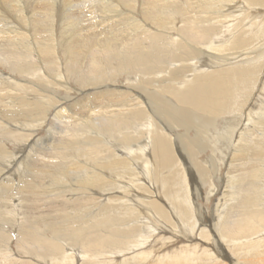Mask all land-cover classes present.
Returning a JSON list of instances; mask_svg holds the SVG:
<instances>
[{
	"label": "rangeland",
	"instance_id": "rangeland-1",
	"mask_svg": "<svg viewBox=\"0 0 264 264\" xmlns=\"http://www.w3.org/2000/svg\"><path fill=\"white\" fill-rule=\"evenodd\" d=\"M6 1L9 3H6ZM11 1L5 0L4 2V0H0V48L2 49H0V117L4 121L10 122L12 124L16 123L17 126L23 125L24 129H30L32 128L30 126H33L35 132L30 141H24L23 139L19 140L14 138V136H5L4 134H0V140L3 144L1 145L2 149L0 151V264H62L59 259L61 256L66 255H68V259L66 260V262L64 260V263L72 264L71 256L69 255L70 253L73 254L72 252H78L79 255V260L77 261L75 259V264H87L86 261H88V258L86 257V260V258H83L82 256L84 254H95V251L99 248L106 251L104 259L108 258V261L112 264H143V262L145 263L146 261L147 262L145 264H155L156 262V264H233L231 260H235V253L238 251H242L243 256L240 255L236 259L240 260L243 263L260 264L258 260L264 261V256L260 254L264 253V248H256L254 244L252 245V243H248L250 240H254L255 237H258L257 239L255 238V240H261V237L264 238V177H262L264 176V147L262 148V145L260 147V143L264 145V47L262 48V52H260L259 54V59L255 60L252 63L259 66V75L258 77H256V81L250 87L245 86L242 83L236 86V91L233 92L235 101L232 104V108H228L227 113H224L218 118L219 120H217L215 127L209 129V133L207 135L208 138H206L208 140L207 148L205 150H201V154L196 159L198 164H201L206 172L207 177H205V179H202L198 175L196 165L194 164V161L191 162L190 158L188 159V155L183 156L181 159L180 157H178L179 159L177 158V161L181 162L179 163V174L173 175L172 181L170 178L171 184H174L173 186L171 185L170 188L167 183L170 181L166 179H160L161 181H158L159 179H157L155 174L153 175V178L144 177L140 172L141 167L142 170H147V164L152 163V161L150 159H146L144 163L143 159L141 160V158L139 159L136 156L129 157L127 151L119 146L122 144L114 138L111 139L110 134L107 133L104 136L107 137L106 141L112 146H117L112 147L107 143L103 145H105L106 148L111 149L113 154L119 153L118 160H133L127 166L122 165V167L121 165H118V170L120 168L122 169L116 171V169H110V167L108 168L109 162V164L115 162L112 156H110V153L106 151L105 156L102 157L103 162L105 161L104 163H106V167L105 169H99L101 171H98L97 173H101L102 178L105 179L103 180L104 184L106 183L107 186L113 185L114 187H119L120 189H114V187H112L114 189L113 190L110 189L111 187L109 188V186L105 189H99V187L97 186L98 184L96 185V183H93L91 180L88 187L92 188V192H88V190H86L83 193H76V191L80 190V187L82 186L81 184H79L80 180L83 179L81 177L85 176L84 172H81L83 171V168L79 167L80 169H77L75 168V166H73L77 154L79 153H77L75 150L76 145L72 148L53 150L52 144L50 145V142H46L47 137H49L50 134L52 135V133L54 132L53 140H57L55 142L56 144H60L59 140L63 138L65 140H74L76 139V137L77 139H79L81 138V133L78 128H80V125L82 123L81 119H89L88 121L92 120V118H94V114L96 113H93L95 110L103 112L107 108V110L109 111H118L120 108L123 109L124 106L122 105H124L126 102L123 100H126L127 97H121V93L129 92V89L126 87L132 84L134 85L136 80L138 82L140 74L137 75L135 71H127L129 69L123 70L121 68L123 66H121L120 58L133 56V50H136V47H144L141 44L140 46L137 45L139 41H141L142 44L147 43V47L150 46V37H148L150 35H145L143 31L145 27L143 25L147 27L149 25L151 26V23L149 18L148 20L146 19L147 17L144 14V9L153 6L159 7L162 4H166V2L165 0H132V3L131 0L130 2L127 0H85V2L84 0H17L18 2L16 0ZM24 1H26V3ZM38 1L40 3H38ZM148 1H151L152 4ZM193 1L194 0H192V2ZM198 1L199 0H196L195 4H197ZM158 3H160L161 5H159ZM3 4L4 6H2ZM30 4H32V8ZM156 4H158L159 6ZM133 7L135 8L133 9ZM13 8L16 9L14 10ZM12 9L13 11H11ZM194 10L195 8L193 7L191 11ZM175 12H177V10H175ZM16 13H18V15ZM179 13L180 12H178V14ZM242 13L243 10H240L235 14L239 15ZM178 14L176 15L179 20H177V22L175 21L176 26L174 25V27L179 29L182 23L180 22L179 24L180 16ZM133 23H141L143 25L136 26V24L134 25ZM206 23L208 22L206 21ZM206 23L200 22V27H204L203 25H205ZM155 29L156 27L153 26L152 31H155ZM177 33L178 32L175 31V35H177ZM6 34H8L9 36ZM156 34H158V32ZM204 35L206 34L204 33ZM259 35L258 40H261L262 44L264 43V33L260 36ZM145 52L147 51H140L141 54ZM121 53L122 56L120 55ZM91 55L95 60L91 59ZM27 57H29V59H27ZM206 59V57L201 58V63H207ZM15 64H18L19 66H14ZM76 64L78 65L75 66ZM205 67L206 65H201V68H198L196 72H205ZM16 69H18V71ZM168 69L169 68L167 67V69H164V72L160 73V76H162L165 81L168 80V76L166 77V74L169 72ZM61 76H63L64 82L68 84L63 88H57L55 86L56 79ZM54 77L56 79H54ZM154 79H157V77H154ZM28 82L38 84L41 88H45V85H50V87L52 86L51 88L56 89L55 94L60 99H62L59 101L60 104H50V98H46L45 100H42V102L37 101L38 98L45 95L47 96V94L39 91L37 87H33ZM97 82H100L99 84H101L102 87L99 90L94 89V83ZM21 85H24L25 90L27 89L26 91L29 92L28 96H31L30 98L26 96L27 99L23 98L24 101L31 102V100L35 98L36 101L34 100L33 102H36L38 105L41 104L39 105V110L36 111L32 107L27 108L22 104L21 106L13 104L11 106V104L7 103V98L9 96L12 97V99H15L19 93V97L23 96L24 91H19V89L23 90ZM241 88L244 89L241 90ZM250 88H253L254 90H251ZM245 89L247 91H245ZM100 90L104 92V95L96 97V100L87 98L88 96L97 94ZM9 93H12V95ZM36 93L38 94V96H36ZM132 93H134L135 95V91L129 94ZM39 94L42 95L39 96ZM246 94L247 96L249 95V97H246ZM5 95L7 96L6 99L3 98L5 97ZM25 95L23 97H25ZM255 96H257L259 100H257V97ZM250 97H255V99ZM119 98L120 100L122 98V100L118 102ZM260 98L263 100L260 101ZM4 99L6 100V103ZM42 99H44V97ZM103 100H105L106 103L113 102L110 104L115 105L110 108L106 107L101 109H93V105L95 103L97 105ZM45 101L46 103H48L47 105H45ZM76 103L77 105L74 106ZM43 106L46 113H41L44 109ZM126 107L128 109L130 106L127 105L124 108ZM251 107H255L257 111L251 112ZM67 108H70L71 110H73V112L70 114H68V112L63 113L64 109ZM1 109H3L4 111H2ZM26 109L34 110V113L30 112L24 114V111H26ZM19 111H21V113ZM246 111H248L249 113H246ZM5 112H7V114H5ZM2 113H4L5 115L3 116ZM60 114L68 116L65 119L61 120L62 124L59 129L63 130V133L57 134V132L55 133V128L54 130L52 128L55 127V125L56 127L57 125H59V122H57L55 116H59ZM243 114H246L248 118ZM260 114L261 116H259ZM69 116H73L75 122H77H73V126V123L71 124L67 122V118ZM242 116H244V118H246L247 120L243 119ZM5 117L8 119H6ZM261 117L263 118L262 124H260ZM11 119L14 122H11ZM221 119H223V121H221ZM62 121H65L66 123ZM253 121L257 124L253 126V129L250 128L248 132L247 126H251V123ZM225 122H228L226 123V128L228 129H225ZM229 123H231L232 126L233 123H236L237 125L231 128V125ZM2 125L3 123H1L0 121V127H2ZM219 125L222 126L219 127ZM26 126L28 127L26 128ZM68 129L72 131H68L67 134V132H64V130ZM177 131L181 132V129ZM242 132H244V134L250 133L249 135L252 136V141L243 142L245 146L243 143V145L240 144L241 141H238L240 140V138H242ZM77 133L79 136H77ZM54 134H56L57 137ZM230 134L233 135L230 140H227ZM191 136L194 137V134L192 132ZM17 140L20 142H18ZM232 140H234V142ZM21 142H24L25 144H21ZM26 144L27 146H25ZM240 145L243 148V152L242 150H240L241 148H239L240 152L235 155V149ZM118 146L120 147V149ZM37 147L39 149H45L43 151H40ZM47 147L49 149H47ZM39 151L42 153H39ZM51 154L56 157L52 156ZM41 155L44 157H42ZM73 158L75 159L74 162ZM105 159H107L108 161H106ZM90 160V158L88 159L84 156L79 158L80 165L83 162H87V165L90 166L87 169L89 171H93L94 168L91 167H95L93 166V164H96L92 162L93 160ZM48 162H53V164H49ZM71 162H73V165H71ZM111 166H113V164ZM151 166L148 167L150 171ZM69 167H74L76 172L74 170H69ZM84 167L86 168L88 166L85 165ZM124 170L125 172H123ZM120 173L121 176L116 177L117 175H120ZM167 174L168 172L165 173L164 171L163 175L160 177L163 178ZM139 175L140 177H142L140 178ZM180 175H182V177H180ZM230 176L236 177L237 181H231ZM150 182L151 184H153L151 185ZM156 182L158 183L156 184ZM125 187L127 189L129 187V189L133 187L132 189L135 188L134 191L139 190V192L141 190V194L147 197L145 201H150L153 198V200L155 199L156 203H160L159 206L167 214L171 224H173V226L170 227H175V230L178 231L182 227H186L188 230L185 231V229L183 228V232L186 235L192 236V238H194V236H198V232L196 231L197 227H205L204 230L208 231L207 233H209V236L211 233L212 236H210V238L214 239L213 243V239L211 240L212 246L209 245L208 249L211 248L209 249V251L212 254L211 256L216 258H214L215 261L208 260L210 258V255H206V258H204V256L202 257V252L199 251L201 254L194 253V256L186 258L185 260L180 259V261L172 263L169 262L170 259H168V257H165V255L172 254L171 257H173L172 252L173 250H175V245H165L159 243L158 240L160 239L156 240L155 236L160 235L163 237L162 242L167 241V237H169V233L167 232L169 231V229L166 230L167 232L162 230L163 228H159V230H157L158 232L155 231L152 225L156 222L154 220L152 221L153 217L151 216V213L148 214L147 211L143 209V207L145 206L137 208V210H139V213H137V211L135 212L134 208H136L137 206L133 204L134 201L132 199L135 196L134 191L132 192L129 189L127 190ZM171 189L172 191L170 193ZM166 194L168 198H170V200L167 198ZM87 196H89V198ZM115 198H118V212L120 214H122L121 212H123L122 215L128 216L135 212L134 214L136 216L130 217L131 219L129 218V221H126L124 225L121 224L122 226L119 227L120 229H123V231H125L126 229H130V231L132 232L130 237L126 239H119V243L116 242L118 241V236L116 237V234H118V216L116 215L118 214L116 210L110 209L111 207H108V203L110 202V200L112 201V199ZM120 198H123V200H127L126 198H129V202L131 204L129 202L126 203L129 204L127 208L132 209V213L129 212L126 208V203L121 204ZM179 201L182 202L183 205L185 204V206H187L185 212L186 215L189 216L191 214L193 216L192 221L187 220L189 217L185 218V213L182 214L181 211L177 208V202ZM219 204L221 206V209L220 213H217L216 207H218ZM189 206L190 209L188 208ZM101 210L103 211V213L99 214ZM140 211L144 213L145 217H142L143 213H141ZM171 211L174 214H172ZM153 212L155 213V211ZM155 214L154 216L158 217L157 214ZM218 216L220 217V222L218 220ZM177 217L178 219H176ZM200 218H203L204 223L200 222ZM213 218L214 220H212ZM215 218L217 219V221ZM157 219L158 221H162L161 223L164 222L162 218ZM97 221L100 223H98ZM103 221L104 223L102 224ZM140 222H142L143 225ZM177 222L181 224L180 227ZM217 222H219L218 226ZM144 224L146 225L144 226ZM150 231L152 233H150ZM257 234L259 236H257ZM225 235L226 238H224ZM227 235L229 236L228 238ZM104 242H106V244H104ZM127 242L130 243L128 244ZM145 242H147L148 244L155 243L154 247H149L148 245L149 248L147 247L146 251H153L154 260L160 255V258H158L157 260L161 259L163 263H161L160 260L159 262L154 260L151 262L150 259H153V257L151 256V258L148 259L151 253L149 254L147 252L146 253L148 255H145L147 257L146 260L143 261V259L141 258L137 260L135 258L136 261L131 260L130 256H132L133 253L135 254L136 251H138V253L141 252V247L145 245ZM157 242L159 243L158 245H156ZM223 242H226L225 244H232L231 246L233 250L229 251V248H227V246ZM140 243L142 244V246ZM53 244H55L56 246H59L60 244L64 246V250H62L61 248L58 249L59 252L60 250H62L60 252L62 255L59 256V254L55 253L57 255L52 256L54 255L51 254L53 252H49L51 254L50 256L48 254H45L46 252L48 253V251L52 250L51 246L54 248ZM189 244L190 243L186 242L187 246ZM99 245L102 246L99 247ZM109 245L112 246L109 247ZM186 245L185 243L179 244V246ZM251 245L252 247L255 246L254 249H256L257 252H252ZM41 246L46 247L43 248ZM222 248H225L226 252H230V256L228 257L231 259L223 257L225 252H222ZM41 250L42 252L44 250L45 253H43V255H45L43 256L39 253L41 256L37 258L36 254ZM116 250H118L119 252ZM246 251L247 253H245ZM250 251L251 253H249ZM63 252L65 253V255ZM258 254H260V256H257ZM196 256H198V259L196 258ZM41 257H43V259H41ZM50 257L55 260H51ZM80 258H82V260H80ZM199 258L203 259L201 260ZM102 263L103 262H96L95 264Z\"/></svg>",
	"mask_w": 264,
	"mask_h": 264
},
{
	"label": "bare ground",
	"instance_id": "bare-ground-1",
	"mask_svg": "<svg viewBox=\"0 0 264 264\" xmlns=\"http://www.w3.org/2000/svg\"><path fill=\"white\" fill-rule=\"evenodd\" d=\"M127 1L130 2V0H127ZM4 2H5V0H4ZM24 2L26 3V1H24ZM84 2H85V0H84ZM132 2L133 1L131 0V3ZM165 2H166V4H164V5L163 4L161 5L160 3H158L161 6L156 4L159 7H156V6L149 7V8H145L144 7L145 8L144 9V14L147 17L146 18L147 20L149 18L151 26L149 25V26L146 27L145 25H143L141 23H137V24L135 23L136 26L143 25L145 27V29L143 31H144L145 35L146 34L150 35V36H148V37H150V42H151L150 46L147 47V43L144 42L145 44H142V42L139 41L137 45L140 46V44H141L144 47L141 46L140 47L141 49L136 47V50H133L134 51V54H132L133 56L120 58L121 59V61H120L121 62V66H123L121 68L123 70L129 69L127 71H132V72L135 71V73L137 75L140 74V78L138 79V82L136 80L134 85L132 84V85H129L128 87H126V88L129 89L128 90L129 92L121 93V97H125V98L127 97L126 100H123V101H126V102H125V104L123 103L124 105H122V106L125 107V106L128 105L130 107L128 109H127V107L126 108L123 107V109H121L119 107L120 109L118 108L119 109L118 111H116L114 109H113L114 111H109V110H107L108 108L106 110H104L103 112H99L98 110H95L93 113L96 112L95 114H97V115L94 114V118H92V120L88 121L89 119L88 120L87 119L86 120H82L81 119L82 123L80 125V128H78V130L81 133V138H79V139H77V137H76V139H74V140H69L68 139L69 140L68 141V140H65L63 138V139L59 140L60 144H56L55 142L57 140H53V133L54 132L52 133V135L50 134V136L47 137L46 142H50V145L52 144V149L53 150L72 148L73 146L76 145L75 146V150H76L77 153L79 152L77 154V157H76V160H78V161H76L73 158V162H74V160H75V162H74V165H73V162H71L72 163L71 165L75 166V168H77V169L79 167L83 168V171H81V172H84V174H85V176L81 177L83 179L80 180V182H79V184H81L82 186L80 187V190L76 191V193H83L86 190H88V192H90L92 190V188L88 187V185L90 184L89 182H91V180H92L93 183H96V185L98 184L97 186L99 187V189H105V188H108V186H109V188L111 187L110 189H113L112 187H114V186L113 185H108L107 186L106 183L104 184L103 180H105V179L102 178L101 173L100 174L97 173L98 171H101L99 169H105V167H106L105 166L106 163H104L105 161L103 162V160H102V157L105 156V152L106 151H108L110 153V156H112V158L115 160V162L111 163V164H109L110 162L109 163L107 162L108 163V168L110 167V169L113 168V169H116V171H117L118 170V165L127 166L129 163H131V161H133V160L127 161L125 159H124L125 161L121 160V159L118 160V154L119 153L118 154H113L111 149L106 148V146L103 145L105 143H107L108 145L110 144V143H108L106 141L107 137H104L107 133L110 134L111 139L114 138L115 140H117L119 143L122 144V145H119V146L127 151V154H128L129 157L136 156L139 159L141 158V160L143 159L144 163H145L146 159H150L152 161V163L147 164V170L144 168L146 171L142 170V167H141L140 172L143 174L144 177L153 178L154 177L153 175L155 174L157 179H159L158 181H161V180H164V179L170 181V178H171V181H172L173 175L179 174V165H180L179 163H181V162H178L177 158L180 157V159H181L183 156L188 155L189 156L188 159L190 158L191 162L194 161V164L196 165V168L198 170V175L202 179H205V177H207L206 172H205L203 166L201 164H198L196 159L201 154V152H202L201 150H205L207 148V143H208L207 141L208 140L206 138H208L207 135L209 133V129L215 127V125L217 123V120H219L218 118L220 116H222L224 113H227L228 108L229 109L232 108V104L235 101V96H234L233 92L236 91V88H237L236 86L242 83L245 86H249L250 87L256 81V77H258V75H259V66L258 65H254L252 63L255 60L259 59V57H260L259 54H260V52H262V48L264 47L263 46L264 43L261 44V40L260 41L258 40V38H259L258 35L259 34L261 35V34L264 33V0H199L197 4H195L196 0H194L193 2H192V0L191 1L190 0H165ZM165 2H163V3H165ZM6 3H9V2L6 1ZM6 3H5V5H6ZM33 3H35V2H33ZM38 3H40V2L38 1ZM149 3H151V1ZM32 4H30L31 8H32ZM109 5H110V3H109ZM2 6H4V4ZM193 7L195 8V10L191 11ZM38 8H40V7H38ZM134 8L135 7H133V9ZM13 9L11 11H13ZM23 9H24V5H23ZM42 10H43V8H42ZM75 10H74V12H75ZM175 10H177V12H175ZM240 10H243V13L239 14V15H236L235 13L240 11ZM178 12H180V13L178 14ZM16 14L18 15V13H16ZM176 14H178L180 16L179 24H180V22L182 23L181 27L179 26L180 27L179 29L174 27L175 21L177 22V20H179ZM74 15H75V13H74ZM2 19H4V18H2ZM113 19H115V18H113ZM206 21L208 23H206ZM200 22H205L206 23L205 25H203L204 27H200V24H199ZM153 26L156 27L155 31H152V27ZM175 31L178 32L177 35H175ZM157 32H158V34H156ZM14 33H15V31H14ZM204 33L206 35H204ZM210 33H212V34H210ZM256 34H258V35H256ZM6 35H8V34H6ZM145 37H147V36H145ZM141 50L142 51L146 50L147 52L141 54L140 53ZM9 53H11V52H9ZM118 54H119V52H118ZM120 55L122 56V53ZM92 57L93 56L91 55V59L95 60ZM203 57L207 58L206 59L207 63H205V64L201 63V61H200L201 58H203ZM27 59H29V57H27ZM54 63H55V61H54ZM54 63H52V64H54ZM77 65L78 64H76L75 66H77ZM201 65H206L205 72L204 71H203V73L202 72H196L198 70V68H201ZM14 66L18 67L19 65L15 64ZM42 67H43V65H42ZM167 67L169 68L168 69L169 72L166 74V77L168 76L167 77L168 80L165 81L162 78V76H160L161 75L160 73L164 72L165 71L164 69H167ZM20 68H23V67H20ZM16 70L18 71V69H16ZM24 71H26V70H24ZM46 73H47V71H46ZM188 75H192V76H188ZM61 77H59L57 79L54 77V79H56L55 86L57 88H61V87L63 88L64 86H66L68 84V83L64 82L63 76H61ZM154 77H157V79H154ZM60 79H62V80H60ZM21 82H23V81H21ZM26 82H27V80H26ZM28 83H30L33 87H37V89L39 91H42L44 94L45 93L47 94V96L46 95L45 96H41L40 98L37 97L38 98L37 101H41L42 102V100H45L46 98L47 99L50 98L51 99L50 100V102H51L50 104H52V105L60 104L59 101L62 100V99H60L55 94V92H56L55 90L56 89L51 88L52 86L50 87V85H45L46 86L45 88H41L38 84H35V83H32V82H28ZM99 83L100 82L94 83V87H95L94 89L99 90L100 88H102L101 84H99ZM263 85H264V82H263ZM14 87H16V86H14ZM22 88H23V90L19 89V91H24L23 96L27 92L25 97H23V96L19 97V94H20L19 93L18 96L15 99L14 98L12 99V97H10L8 94H7L9 96L8 98H7L6 95L3 98H5V99L7 98V103L11 104V106H12V104L13 105H17V106H19V105L21 106V104H22L23 106H25L27 108H31L32 107L36 111L39 110V105H41V104L38 105L36 102H33L35 100V98L33 100H31V102L24 101L23 98L27 99V97L30 98L31 96H28L29 92L26 91L27 89L25 90L24 85L22 86ZM26 88H28V87H26ZM243 89L241 88V90H243ZM119 90H120V88H119ZM134 91H135V95H134V93L129 94V93L134 92ZM245 91H247V90L245 89ZM42 92H40V93H42ZM30 93H31V91H30ZM9 94L12 95V93H9ZM247 94H246V97H249V95L247 96ZM260 94H261V92H260ZM40 95H42V94H39V96ZM102 95H104V92H102V90H100V91H98L97 94H95L93 96H88L87 98L96 100L97 99L96 97H100ZM36 96H38V94ZM34 97H35V94H34ZM43 97H44V99H42ZM255 97H257V96H255ZM255 97H250V98H254L255 99ZM121 100H122V98H121ZM121 100L119 98L118 102L121 101ZM242 100H244V99H242ZM257 100H259L258 97H257ZM262 100L263 99L260 98V101H262ZM104 101L105 100H103L101 103H99L97 105L95 103L93 105V107H94L93 109H101V108H106V107L110 108V107H113L115 105V104H110V103H113V102L109 101L110 103H106V101L105 102ZM5 103H6V100H5ZM45 103H46V101H45ZM47 104L48 103H46L45 105H47ZM85 104H86V102H85ZM76 105H77V103L74 106H76ZM43 108H44V106H43ZM1 110L4 111L3 109H1ZM34 110H32V109L27 110L26 109V111H24V114H27V113H30V112L34 113ZM81 110H82V108H81ZM250 111L251 112L252 111L256 112L257 110H256L255 107H251ZM19 112L21 113V111H19ZM43 112H45V108L42 110L41 113H43ZM64 112L65 113L68 112V114H70V113L73 112V110H71L70 108L69 109L67 108V109H64L63 113ZM247 112L248 111H246V113ZM241 113H243V112H241ZM5 114H7V112H5ZM5 114L2 113L3 116ZM74 115H76V114H74ZM243 115L246 116V114H243ZM67 116H64V115H61V114L59 116H55L57 122H59V125H57V127L55 125V127L52 128L53 130L55 128V133L56 132H57V134L63 133L62 132L63 130H61L59 128H60V126L62 124L61 120L65 119ZM259 116H261V114ZM242 117H243V119H246V118H244V116H242ZM246 117L248 118V116H246ZM239 118H240V116H239ZM6 119H8V118H6ZM67 119H68L67 120L68 123L72 124L73 122H75L73 116H71V117L69 116ZM229 120H231V119H229ZM262 120H263V118L261 117L260 118V121H261L260 124H262ZM0 121H1V123H3L2 127H0V134H4L5 136L9 135V136H14V138L19 139V140L23 139L24 141L25 140L26 141H30V139L33 137V134L35 132V129H33V126H30V127H32L30 129H24L23 125H21L22 127L20 125L17 126L16 123L12 124L10 122L4 121L3 119H1V117H0ZM221 121H223V119H221ZM11 122H14V121H12V119H11ZM26 122H28V121H26ZM62 122H65V121H62ZM75 123H77V122H75ZM226 123H228V122L224 123L225 129H228V128H226ZM236 123H238V122H236ZM236 123H233V126L231 125V123H229V124L231 125V128H232V127H235L237 125ZM252 123H253V125H252ZM252 123H251V126H247L246 125L248 132H249L250 128L253 129V126L257 124L254 121ZM242 124H244V123H242ZM73 125H74V123L72 124V126ZM83 125H85V126H83ZM222 125H223V123H222ZM221 126L219 125V127H221ZM27 127L28 126H26V128ZM179 129H181V132L177 131ZM76 130H77V128H76ZM68 131H72V130H70V129L64 130V132H67V134H68ZM212 131H213V129H212ZM226 131H224V132H226ZM191 132L194 134V137L191 136ZM69 133H72V132H69ZM242 133L243 134L240 133L242 135V138H240V140H238V141H241V143H240L241 145L244 144L243 142L252 141V136L249 135L250 133H248V134L247 133L244 134V132H242ZM54 135L56 136V134H54ZM232 135L230 134V136H228L227 140H230ZM77 136H79L78 133H77ZM253 137H255V136H253ZM261 138H262V136H261ZM235 140H237V139H235ZM232 141L234 142V140H232ZM18 142H20V141H18ZM226 142H225V144H226ZM22 143H24V142H21V144ZM1 145H3V144H2V141L0 140V151L2 149ZM241 145L238 146V147L235 146L236 147V149H235L236 154L234 153L235 155H237L238 152H240V150L243 149L241 147ZM254 145H256V144H254ZM261 145H262V148H263L264 145L260 143V147H261ZM19 146H23V145H19ZM25 146H27V144ZM110 146H112V145L110 144ZM113 146L116 147L117 145H113ZM223 146H225V145H223ZM244 146H245V144H244ZM102 147H104V148H102ZM120 147H119V149H120ZM258 147H259V145H258ZM239 148H241V149L239 150ZM251 148H253V147H251ZM44 149L40 148L39 150L43 151ZM47 149H49V148L47 147ZM221 149H223V148H221ZM40 151H39V153H42ZM119 151H124V150H119ZM229 151H231V150H229ZM242 152H243V150H242ZM260 152H262V151H260ZM43 155H45V154H43ZM52 156H54V155H52ZM82 156H84V157H86L88 159L90 158L91 160H93L92 162H94L96 164V165H94L92 163L93 166H95V167H91V168H94L93 171H89L87 169V168L90 167L89 165H87V162H85V163L83 162L80 165L79 158H81ZM42 157H44V156H42ZM54 157H56V156H54ZM51 158H53V157H51ZM129 159H131V158H129ZM105 160L108 161L107 159H105ZM64 162H66V161H64ZM48 163L49 164H53V162H48ZM82 164L83 165L85 164L88 167L85 168L84 167L85 165L83 166ZM112 164H113V166H111ZM149 166H151V171L148 169ZM258 166H260V165H258ZM130 167H131V165H130ZM260 167H262V166H260ZM75 168L74 167H71V168L69 167V170H71V171L74 170L75 171ZM96 169H97V171H96ZM120 169H122V168H120ZM124 169H126V168H124ZM183 169H185V168H183ZM164 171H165V173L168 172L169 175L167 174L165 177L162 178L160 176L163 175ZM169 171H171V172H169ZM123 172H125V170ZM140 172H139V174H140ZM110 173H112V172H110ZM123 175H125V174H123ZM182 175H180V177H182ZM118 176H121V173H120V175H117L116 177H118ZM110 177H107V178H110ZM139 177H140V175H139ZM262 177H264V176H262ZM230 179H231V181L232 180L233 181L234 180L237 181L236 177H233V176H230ZM115 181H117V180H115ZM126 181H128V180H126ZM171 181L170 182L165 181V182L168 183L169 188L172 185ZM165 182H164V184H165ZM157 183L158 182H156V184ZM258 183H259V181H258ZM150 184H151V182H150ZM156 184H154V185H156ZM133 185H131V186H133ZM141 185H142V183H141ZM117 188H119V187H114V189H117ZM132 188L129 189V190H131L133 192L135 188L134 189H132ZM152 188H153V186H152ZM98 191H100V190H98ZM171 191H172V189L170 190V193H171ZM255 191H257V190H255ZM161 192H162V190H161ZM134 194H135V196L133 195L134 197L132 198L133 201H134L133 204L137 206L136 208H134L135 212L137 211V213H139L138 212L139 210H137V208L145 206V207H143V209L146 210L148 214L151 213V216L153 217L152 221L154 220L156 222L155 224L152 225V227H153V229H155V231L159 230V228L160 229L163 228L162 230H164V231L169 229L168 232L166 231L167 233H169V237H167V241L162 242V238L163 237L160 236V235L159 236L155 235L156 236V240L157 239L161 240V241L158 240L159 243H162V244H165V245H167V244L175 245V250H173V252H172L173 253V257H171L172 254H169V255L166 254L165 255V257H168V259L171 260V261L169 260V262L172 263V262L180 261V259L181 260L182 259L185 260L186 258H190V257L194 256V253L201 254L200 252H202V257L204 256V258H206V255H210V258L209 259L207 258V259L209 261H215L214 260L215 257L211 256L212 254L209 251V249H211V248L208 249L209 245L212 246V243L214 242V239L212 238L213 241L211 243L212 239L210 238V236H212V235L210 233V236H209V233H207L208 231L204 230L205 227L204 228H200L198 226L197 229H196V231L198 232V236H194V238H192V236L186 235L183 232V228L185 229V231L188 230L186 227H182L181 229L179 228L180 230H178V231L174 229L175 227H170V226H173V224H171L170 219L168 218L167 214L159 206L160 203L158 204V203L155 202V199L153 200V198H152V200H150V201H145V199L147 197L144 196L143 194H141V190H140V192H139V190H135ZM166 196H167V194H166ZM166 196H164V197H166ZM87 197L89 198V196H87ZM167 198H168V196H167ZM181 198H182V196H181ZM91 199H88V200H91ZM126 199L127 200H123V198H120L121 204L126 203V202L128 203L129 202V198H126ZM168 199L170 200V198H168ZM84 201H86V200H84ZM127 203L125 204L126 208L129 206V204H127ZM177 206H178L177 208L181 211V213L182 214L185 213V215H186L185 210H186L187 206H185V204L183 205L182 202H180V201L177 202ZM228 206H231V205H228ZM108 207H111L110 209L116 210V212L118 214V215H116V216H118V220H117L118 221V223H117L118 224V234H116V237L118 236V241H116V240H114V241L119 243V239H122V238L126 239V238L130 237V235L132 233L130 231V229H126L125 231H123V229H120L119 227L124 225V223L126 221H129L130 217L135 216V214H134L135 212L132 213V209L127 208L128 211L131 212L132 214H130L128 216L127 215L126 216L122 215L123 212H121L122 214H120L118 212V198L112 199V201L110 200V202L108 203ZM188 208L190 209V206ZM216 208H217V213H220V209H221L220 204ZM121 209H122V207H121ZM139 209H141V208H139ZM128 211H127V213H128ZM153 211H155V213L157 214L158 217L154 216L155 213ZM140 212L143 213L142 211H140ZM102 213H103V211L101 210L99 212V214H102ZM137 213H136V215H137ZM171 213H172V211H171ZM193 213H195V212H193ZM172 214H174V213H172ZM224 214H226V213H224ZM114 216H115V214H114ZM142 217H145L144 213L142 214ZM186 217H189L187 220H191V221L193 220V216L191 214L189 216L186 215L185 218ZM102 218H103V216H102ZM157 218H162V220L164 222H166V223H164V222L161 223L162 221H158ZM219 218L220 217L218 216V220L220 222ZM225 218H226V216H225ZM176 219H178V217ZM200 220L199 221L201 223H204L203 222V218L202 219L200 218ZM212 220H214V218ZM216 221H217V219H216ZM147 222H149V221H147ZM219 222H217V226H218ZM98 223H100V222H98ZM103 223H104V221L102 222V224ZM140 223L142 224V222H140ZM130 225H132V224H130ZM133 225H135V224H133ZM145 225L146 224H144V226ZM149 225H151V224H149ZM178 225H179V227L181 226V224H179V223H178ZM197 225H198V223H197ZM211 226H212V224H211ZM231 229H233V228H231ZM127 230H129V231H127ZM104 231H105V229H104ZM196 231H195V233H196ZM150 233H152V232L150 231ZM159 233H160V231H159ZM195 233H194V235H195ZM220 234H221V232H220ZM257 236H259V235L257 234ZM228 237L229 236L227 235V238ZM224 238H226V235L224 236ZM255 238H254V240H250V241L247 240V241H249L248 243L249 244L252 243V245L254 244L256 246V248L257 247H259V248L263 247L264 248V246H263L264 245V238L261 237L262 238L261 240H259V239L255 240ZM103 239H101V240H103ZM247 241H245V242H247ZM186 242H188L190 244L187 246ZM217 242H218V240H217ZM159 243L157 242L156 245H158ZM180 243H185V245L187 247L186 246H179ZM104 244H106V242H104ZM102 245H99V247H101ZM148 245H149V247L150 246L154 247L155 243L154 244H148L147 242H145L144 246H142V244H141V246H142L141 247L142 248L141 252L138 253V251H136L135 254L133 253L134 256H133V254H132V256H130L131 260L134 261L135 258H136V260L141 258L144 261V260L147 259V257H146L148 255L147 253H149V254L151 253L150 257H148V259H150L151 256H152L153 259H150V261L152 262L154 260L153 251H150V252L146 251ZM225 245L227 246V248H229V251L233 250L232 246H231L232 244H225ZM252 245H251L252 252H254V253L257 252L256 249H254L255 246L252 247ZM43 246H41V247H43ZM53 246H54V248L51 246L52 250L48 251V253L47 252L45 253L44 250H43V252H42V250L40 252H37V254H36L37 258H39L41 256L40 254L43 255V253L48 254L49 256L51 254H54L52 256H55L57 254H59V256L62 255L60 252L65 249L64 246H62L61 244L59 246H56L55 244H53ZM110 246H112V245H109V247ZM116 246H118V245H116ZM235 246H236V243H235ZM35 247H37V246H35ZM45 247H43V248H45ZM47 247H49V246H47ZM60 248L62 250H60V252H59L58 249H60ZM133 248H135V247H133ZM225 248H222V252L223 253L225 252L223 257L229 258L228 256H230L229 255L230 252L229 253L226 252ZM109 249H111V248H109ZM116 251H118V250H116ZM49 252H53V253L50 254ZM65 252H66V250H65ZM105 252L106 251H104L101 248H99L98 250L95 251V254H90V255L87 254L86 255V254L83 253L84 255L82 257L83 258H86V257L88 258V261H86L87 258H86V260L84 259L87 264H92V263L95 264L96 262H98V263L103 262L102 264H108V263L112 264V263H110L108 261V258L104 259ZM55 253H57V254H55ZM72 253L73 254H71V253L69 254L71 256V263L75 264L76 260L77 261L79 260L78 259L79 255H78V252H72ZM245 253H247V251ZM249 253H251V251ZM260 254L264 256V253H260ZM260 254H258L257 256H260ZM64 255H65V253H64ZM240 255L243 256V252L242 251L236 252L235 253V260L232 259L233 261L231 260V262H233V264H246V263H243L240 260L236 259ZM6 256H8V255H6ZM159 256L156 257L154 261H158V262H159V260L161 261V259L157 260L158 258H160ZM163 257H164V255H163ZM196 258L198 259V256H196ZM41 259H43V257H41ZM67 259H68V255L61 256L59 261L62 264H65L64 260L66 262ZM199 259H201V258H199ZM229 259H231V258H229ZM258 259H259V257H258ZM51 260L54 261L55 259L51 258ZM56 260H58V259H56ZM80 260H82V258H80ZM197 261H194V262H197ZM258 262H260V264H264V261H262V260H260V261L258 260ZM57 263H59V262H57ZM128 263H129V261H128ZM145 263L143 262V264H145ZM161 263H163V262L161 261Z\"/></svg>",
	"mask_w": 264,
	"mask_h": 264
}]
</instances>
